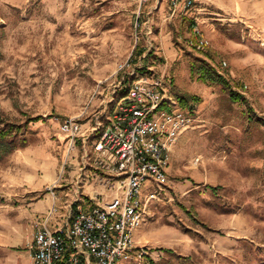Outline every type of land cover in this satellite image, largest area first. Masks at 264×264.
Wrapping results in <instances>:
<instances>
[{"label": "rangeland", "instance_id": "1", "mask_svg": "<svg viewBox=\"0 0 264 264\" xmlns=\"http://www.w3.org/2000/svg\"><path fill=\"white\" fill-rule=\"evenodd\" d=\"M169 15L170 0H0V117H41L27 147L0 162V264H32L53 208L50 228L76 200L110 198L93 167L94 129L142 74L198 97L187 107L199 122L173 148L170 183L135 234L146 255L121 264H264V0H202ZM196 26L210 41L200 52L187 46ZM198 60L243 98L193 79ZM71 119L87 141L69 153L61 125Z\"/></svg>", "mask_w": 264, "mask_h": 264}, {"label": "built area", "instance_id": "2", "mask_svg": "<svg viewBox=\"0 0 264 264\" xmlns=\"http://www.w3.org/2000/svg\"><path fill=\"white\" fill-rule=\"evenodd\" d=\"M201 2L170 0L169 19ZM187 46L200 52L210 47V41L196 26ZM110 104L108 124L94 129L101 136L93 145V167L103 174L102 183L112 195L103 201L92 197L87 206L76 200L65 225L50 228L57 213L53 208L29 247L32 264H121L146 255L135 234L148 216V207L170 183L173 148L199 120L179 108L160 77L137 75L127 95L113 98ZM61 131L68 137L69 153L76 150L80 138L86 145L79 122L66 120ZM47 190L54 195L52 188Z\"/></svg>", "mask_w": 264, "mask_h": 264}, {"label": "trees", "instance_id": "3", "mask_svg": "<svg viewBox=\"0 0 264 264\" xmlns=\"http://www.w3.org/2000/svg\"><path fill=\"white\" fill-rule=\"evenodd\" d=\"M191 76L193 79L196 78L198 82H201L206 85H217L222 86L225 90L230 92V97L234 102H238L243 97L240 96L237 92L232 90L230 83L220 75L213 67H211L206 61H200L193 63L191 65ZM145 75V74H142ZM135 81L129 82L127 85V81L123 84L120 89L119 95L116 97V100H120L129 92L130 86ZM173 96V95H172ZM178 106L184 112L193 113L192 108L187 107L190 101H199L200 99L195 95H186V96H173ZM41 120V117L32 118L27 117L23 123H15L9 121L8 119H3L0 117V162L6 159L10 154H12L17 149L25 148L28 145L29 139L27 137L29 130L28 127L35 122ZM102 130V129H101ZM101 136H98V138ZM68 138V137H67ZM97 138V139H98ZM212 190H215V187H211ZM87 200V199H86ZM75 208L77 205H74ZM75 210V209H73ZM169 252V251H168ZM150 264H154L152 260H150Z\"/></svg>", "mask_w": 264, "mask_h": 264}, {"label": "crops", "instance_id": "4", "mask_svg": "<svg viewBox=\"0 0 264 264\" xmlns=\"http://www.w3.org/2000/svg\"><path fill=\"white\" fill-rule=\"evenodd\" d=\"M200 5V4H199ZM196 17H200V8H198L197 9V13H196ZM197 20L199 19V18H196ZM185 136L183 137V135L179 138V140H178V143H177V145H179V147L183 144V142H184V140H185ZM177 145L174 147L175 149L177 148ZM175 149H173V152H172V155H171V161H172V159L174 158V155H176L175 154ZM170 166H171V162H170ZM170 168L171 167H169V169H168V173L170 174ZM96 170V169H95ZM98 171V170H97ZM100 174L103 176V174L100 172ZM104 177V176H103ZM103 177L101 178V180L103 179ZM111 193V192H110ZM111 195H112V193H111ZM110 195V196H111ZM95 196H97V195H95ZM47 197V196H46ZM94 197V196H93ZM92 198V197H91ZM90 200V199H89ZM86 201V200H85ZM53 204V203H52ZM55 204V203H54ZM135 240H136V238H135ZM137 242V241H136ZM30 262L32 263V256H31V252H30Z\"/></svg>", "mask_w": 264, "mask_h": 264}]
</instances>
